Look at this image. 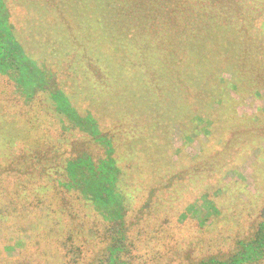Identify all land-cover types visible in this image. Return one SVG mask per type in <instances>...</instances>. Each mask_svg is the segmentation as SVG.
I'll use <instances>...</instances> for the list:
<instances>
[{
	"label": "rangeland",
	"instance_id": "obj_1",
	"mask_svg": "<svg viewBox=\"0 0 264 264\" xmlns=\"http://www.w3.org/2000/svg\"><path fill=\"white\" fill-rule=\"evenodd\" d=\"M2 1L3 19L45 80L31 100L0 74L6 136L58 146L51 142L63 133L62 118L44 93L59 90L113 136L137 188L134 240L144 246L134 248L136 262L175 264L197 259L202 249L226 252L248 234L252 217L264 214V0ZM197 117L208 133H196L203 125ZM5 140L0 194L8 198L22 185L11 160L28 149L9 150ZM205 196L219 211L189 212L192 204L204 210ZM79 213L76 226L88 214ZM18 220L0 221V264H71L55 242L62 226L49 243L42 230L30 240ZM10 233L20 236V247L8 250L15 244Z\"/></svg>",
	"mask_w": 264,
	"mask_h": 264
},
{
	"label": "trees",
	"instance_id": "obj_2",
	"mask_svg": "<svg viewBox=\"0 0 264 264\" xmlns=\"http://www.w3.org/2000/svg\"><path fill=\"white\" fill-rule=\"evenodd\" d=\"M2 4L6 9L0 0V74L15 85L20 95L33 100L38 93L44 92V75L38 72L37 65L26 58L23 48L13 36L14 32L9 30L3 19ZM59 91H56V94L44 93L50 111L52 106L54 112L62 118L63 133L51 142L53 145L58 142V146H51L46 140L41 141L42 144L34 141L22 142L18 134L11 136L9 133L6 136L3 119L1 121L0 137L2 141L6 139L4 143L8 145L7 148L11 150L18 144L17 150L21 147L22 150H28L26 154L11 160L10 171L17 169L13 170L17 171L15 178L17 184L22 182V185L16 188L14 196L5 198L0 194V221L9 217L25 221L30 240L35 232L42 230V237L49 243L55 241L54 230L62 226L63 236L55 242L64 250L66 257L70 256L68 259L71 264H144L136 262L133 256L134 248L144 245L140 246L138 241L134 240V233L139 229L135 228L133 220L140 218L134 209L131 196V193L137 190L133 171H130L131 166L121 165L122 160L120 156L117 157L119 148L113 136H109V141V137L101 131L96 120L89 115L79 114V106L74 108L71 104L70 107L63 92ZM72 99L74 97L71 102ZM197 118L196 124L203 125L197 126L196 133H208L205 120ZM31 129L33 130V126ZM45 136L48 138L47 134ZM147 141L152 145L153 137L150 135ZM61 143L68 150L62 149ZM133 146L129 145L130 148ZM208 158L214 162L219 160V156L214 155ZM2 160L0 158V161ZM14 160L17 163H14ZM131 170L138 171L134 166ZM254 172L257 173L253 170L250 179H254ZM156 174H159V171L153 173ZM162 175L164 177L167 173ZM154 177L156 176L152 178ZM203 201L204 210L192 204L188 208L189 212L200 214L219 211L216 204L206 196ZM257 201L254 197L251 199L252 212ZM262 201L264 203V198ZM18 205L21 206L19 210ZM64 207L68 208L63 210ZM79 208L87 210L88 214L84 216L86 221L83 218L85 224L76 226L73 216L80 214ZM143 209L144 207L139 212ZM17 210L21 215H16ZM198 221L206 223L208 218ZM250 222L252 225L248 234L239 237L226 252H206L202 249L203 252L197 259L187 257L175 264H264V214L252 217ZM136 225L140 223L137 221ZM22 232L27 231L23 229ZM141 236L145 237L144 241L150 239L148 234L140 233L138 238ZM0 237L4 239L5 235ZM8 237L13 238L15 242L8 250L23 244L19 235L15 237L10 233Z\"/></svg>",
	"mask_w": 264,
	"mask_h": 264
}]
</instances>
